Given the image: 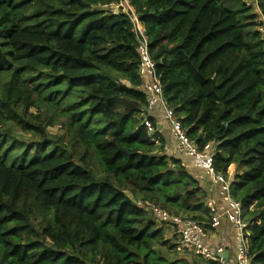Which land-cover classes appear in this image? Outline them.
<instances>
[{"label":"trees","instance_id":"obj_1","mask_svg":"<svg viewBox=\"0 0 264 264\" xmlns=\"http://www.w3.org/2000/svg\"><path fill=\"white\" fill-rule=\"evenodd\" d=\"M119 1L0 0V264H220L174 256L151 211L209 220L188 156L146 112L133 13L189 138L217 172L236 165L231 194L264 264V0L96 7Z\"/></svg>","mask_w":264,"mask_h":264},{"label":"built area","instance_id":"obj_2","mask_svg":"<svg viewBox=\"0 0 264 264\" xmlns=\"http://www.w3.org/2000/svg\"><path fill=\"white\" fill-rule=\"evenodd\" d=\"M251 3L252 1H248ZM128 9L133 11L126 0ZM253 3V2H252ZM119 12L118 9L114 11ZM134 15L137 29L143 37L140 52L141 61L139 65V74L142 77V89L147 93L148 106L146 112L149 113L152 109L159 107L162 110L163 118L170 127V133L176 143V148L180 153L190 157L197 167L203 168L212 177L215 183L220 187V193L225 201V206L220 208L214 201H206L209 209V220L207 224L195 219L171 213L167 209L153 206L151 211L156 216L157 220L162 223L171 225L173 230L178 235V240L175 243V250L178 252H190L193 255L202 257L206 260L213 259L220 264H252L249 257V245L247 238L248 223L243 217L242 204L235 199L231 194L232 182L234 174H223L217 172L214 167L213 152L211 146L207 145L204 149H199L193 140H191L182 126L181 120L175 115L172 107H170L164 96L163 85L157 74L156 63L152 59L147 38L143 33L141 24L137 16ZM259 30L264 33V25L259 26ZM145 124L149 132L156 130L154 125L148 118H145ZM155 140L159 142V138ZM165 150L169 149L165 147ZM223 217L233 225L236 237V255L235 258H230L227 254L225 244H218L211 247L207 240L210 232L219 227Z\"/></svg>","mask_w":264,"mask_h":264},{"label":"crops","instance_id":"obj_3","mask_svg":"<svg viewBox=\"0 0 264 264\" xmlns=\"http://www.w3.org/2000/svg\"><path fill=\"white\" fill-rule=\"evenodd\" d=\"M149 115L155 119L156 124L160 128L161 135L159 138H164L166 140L165 147L169 149L168 151L170 153L179 154L180 152L176 148V143L171 136L170 127L163 118L162 110L159 107L154 108L149 112ZM184 159L188 163V165L192 168V170H194L193 171L194 175L199 178L200 185L203 187V189L205 190L207 194L206 201L212 200L220 208L225 206V201L223 199V196L220 193V187L218 183H215L213 181L212 177L210 176V174L207 173L205 169L197 167L190 157L184 156ZM235 171H236V165L231 164L228 172L231 174H235ZM166 237L168 239H172V242H176L178 240V235L174 230L167 229ZM207 243L211 247H215L216 245L220 243L225 244L228 256L233 259L235 258V255H236L235 231H234L233 225L226 219V217H223L219 227H217L216 229L210 232V236H209V239L207 240ZM182 253H183L182 256H190L196 259H204L202 257L193 255L192 253L187 252V251H184Z\"/></svg>","mask_w":264,"mask_h":264},{"label":"rangeland","instance_id":"obj_4","mask_svg":"<svg viewBox=\"0 0 264 264\" xmlns=\"http://www.w3.org/2000/svg\"><path fill=\"white\" fill-rule=\"evenodd\" d=\"M98 9H101V10H109V11H116L118 9V11L122 10V9H128V4L126 3V0H120L119 2H115V3H112L110 5H103V6H99L97 5L96 6ZM31 111L33 113H40L39 110L36 109V107L34 108H31ZM8 129H10V127H6ZM13 129V134L14 135H18V137H26V141L27 142H30V139H32L31 135L32 133H25V134H22V129L20 127H12ZM47 129H48V132L50 133L51 136H56V135H62L64 133V129L62 128V124L61 123H57L55 125H48L47 126ZM19 140L22 141V138H19ZM13 151L15 152H18V148L16 146H13L12 147ZM34 151V149H33ZM14 152L15 155H13V157L17 156L19 159L20 157L18 155H16V153ZM167 226V229H170V230H173L172 226L171 225H166ZM173 255L174 256H177V257H180L183 255L182 252H178L177 250H173Z\"/></svg>","mask_w":264,"mask_h":264}]
</instances>
